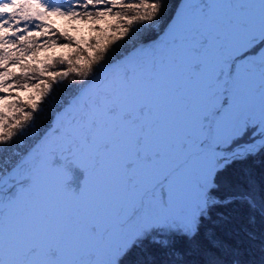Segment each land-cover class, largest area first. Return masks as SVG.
I'll use <instances>...</instances> for the list:
<instances>
[{"label":"snow or ice","instance_id":"obj_1","mask_svg":"<svg viewBox=\"0 0 264 264\" xmlns=\"http://www.w3.org/2000/svg\"><path fill=\"white\" fill-rule=\"evenodd\" d=\"M258 156L264 0H0V264H225Z\"/></svg>","mask_w":264,"mask_h":264},{"label":"trees","instance_id":"obj_2","mask_svg":"<svg viewBox=\"0 0 264 264\" xmlns=\"http://www.w3.org/2000/svg\"><path fill=\"white\" fill-rule=\"evenodd\" d=\"M172 0H169L171 5ZM59 22L65 23L63 17L54 18V27L64 28ZM51 54V52L49 53ZM21 95H24L22 93ZM246 167L252 169L259 181L264 176V157H256L254 160L247 162ZM224 211L230 216V222L223 230L217 229L218 235L227 242L230 246L229 251L224 254L217 252L216 255L225 262V264H264V215L259 211L251 212L247 206L233 205L228 209L218 210ZM255 217L254 221L250 222V217ZM205 243L206 242H202ZM181 248H187L185 242L179 245ZM152 255L155 256L157 264L166 257L163 255L164 250L153 248ZM134 260H144L143 254L134 255ZM188 261L202 262L204 257L198 253L185 257Z\"/></svg>","mask_w":264,"mask_h":264},{"label":"bare ground","instance_id":"obj_3","mask_svg":"<svg viewBox=\"0 0 264 264\" xmlns=\"http://www.w3.org/2000/svg\"><path fill=\"white\" fill-rule=\"evenodd\" d=\"M185 2L187 3V2H189V0H185ZM57 163H59V161H57ZM69 171H70V173L72 172V167L71 166L69 167ZM71 174H70V185L71 186H74V187H79L81 180H79V181L76 180L75 182H72L73 181V175L76 178V175L78 174V179H82L83 178L82 172L81 171H78L77 174H75V173L73 175H71Z\"/></svg>","mask_w":264,"mask_h":264},{"label":"rangeland","instance_id":"obj_4","mask_svg":"<svg viewBox=\"0 0 264 264\" xmlns=\"http://www.w3.org/2000/svg\"><path fill=\"white\" fill-rule=\"evenodd\" d=\"M59 24L61 25V27L63 26L64 28H67V27L69 26V22H68V21H66L65 23H63V25H62L61 22H59ZM83 31H84L85 34H87V29H84ZM78 170H79V169L72 167V172H71L72 174H71V173H70V174H71V175H73V173L77 174V173H78ZM76 179H78V174L76 175ZM2 198H3V197H1L0 200H1ZM263 261H264V260H263ZM246 264H248V262H247Z\"/></svg>","mask_w":264,"mask_h":264},{"label":"water","instance_id":"obj_5","mask_svg":"<svg viewBox=\"0 0 264 264\" xmlns=\"http://www.w3.org/2000/svg\"><path fill=\"white\" fill-rule=\"evenodd\" d=\"M78 171H80V170H78ZM74 174V173H73ZM79 181V180H81V179H76L75 177H74V175H73V181L72 182H75V181ZM1 197H3L1 200H3L4 199V197H5V193H4V191L2 190V189H0V198Z\"/></svg>","mask_w":264,"mask_h":264}]
</instances>
